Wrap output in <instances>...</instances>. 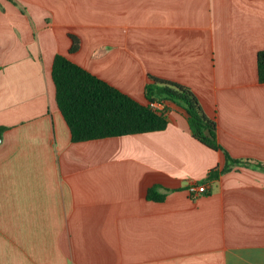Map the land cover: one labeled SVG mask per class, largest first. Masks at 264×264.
I'll use <instances>...</instances> for the list:
<instances>
[{"label":"crops","instance_id":"0c3cea01","mask_svg":"<svg viewBox=\"0 0 264 264\" xmlns=\"http://www.w3.org/2000/svg\"><path fill=\"white\" fill-rule=\"evenodd\" d=\"M262 50L264 0H0V264H264ZM56 54L142 105L149 75L189 87L249 166L192 199L224 155L170 102L163 131L72 143Z\"/></svg>","mask_w":264,"mask_h":264},{"label":"trees","instance_id":"16d2710c","mask_svg":"<svg viewBox=\"0 0 264 264\" xmlns=\"http://www.w3.org/2000/svg\"><path fill=\"white\" fill-rule=\"evenodd\" d=\"M69 37L71 45L68 53L73 54L78 51L80 41L73 35ZM256 65L258 81L264 83V50L257 53ZM51 77L56 106L69 129L72 143L163 131L168 125V118L164 110H154L151 105L170 102L183 111L195 140L224 155V165L211 169L205 179L196 185L210 184L237 165L249 166L230 157L217 142L216 123L205 115L195 93L185 85L149 75L144 87L148 104L142 105L60 54L53 58ZM2 130L0 128V132ZM252 167L264 171L263 165ZM209 193L206 189L198 196ZM165 195L159 192L158 186H151L146 192V199L161 202Z\"/></svg>","mask_w":264,"mask_h":264},{"label":"built area","instance_id":"2783aa9c","mask_svg":"<svg viewBox=\"0 0 264 264\" xmlns=\"http://www.w3.org/2000/svg\"><path fill=\"white\" fill-rule=\"evenodd\" d=\"M151 106L154 110H157V111L163 110L162 104L154 103ZM206 189H207V185L205 183L200 184V185L193 184L187 188L188 193L191 195L192 199H195L196 197H198L199 192L205 191Z\"/></svg>","mask_w":264,"mask_h":264},{"label":"water","instance_id":"95a60500","mask_svg":"<svg viewBox=\"0 0 264 264\" xmlns=\"http://www.w3.org/2000/svg\"><path fill=\"white\" fill-rule=\"evenodd\" d=\"M0 140H1V137H0Z\"/></svg>","mask_w":264,"mask_h":264}]
</instances>
